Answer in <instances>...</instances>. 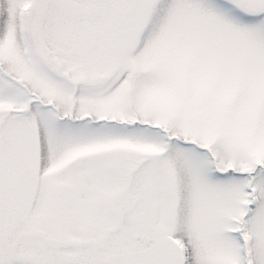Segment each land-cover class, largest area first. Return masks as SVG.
<instances>
[{
  "label": "snow or ice",
  "instance_id": "snow-or-ice-1",
  "mask_svg": "<svg viewBox=\"0 0 264 264\" xmlns=\"http://www.w3.org/2000/svg\"><path fill=\"white\" fill-rule=\"evenodd\" d=\"M0 264H264V0H0Z\"/></svg>",
  "mask_w": 264,
  "mask_h": 264
}]
</instances>
